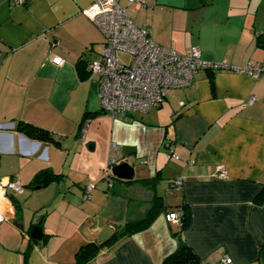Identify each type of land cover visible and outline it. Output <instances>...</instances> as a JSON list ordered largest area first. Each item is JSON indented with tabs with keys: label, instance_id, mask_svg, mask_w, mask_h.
<instances>
[{
	"label": "crops",
	"instance_id": "obj_1",
	"mask_svg": "<svg viewBox=\"0 0 264 264\" xmlns=\"http://www.w3.org/2000/svg\"><path fill=\"white\" fill-rule=\"evenodd\" d=\"M25 1L0 0V181L23 186L1 199L0 264H73L80 246L141 218L154 195L164 208L149 227L86 264H162L181 240L205 263L264 264V72L236 70L264 63V0H116L156 43L179 53L196 46L229 66L199 69L159 106L122 117L101 112L97 77L80 79L76 68L102 57L103 34L82 12L96 0ZM18 122L57 143L28 137ZM115 152L116 164L133 167L132 182L110 172ZM42 170L61 177L32 187ZM156 172L154 189L139 182ZM171 179L180 183L169 191ZM179 205L190 215L184 230L165 218ZM36 224L40 240L29 236Z\"/></svg>",
	"mask_w": 264,
	"mask_h": 264
},
{
	"label": "built area",
	"instance_id": "obj_2",
	"mask_svg": "<svg viewBox=\"0 0 264 264\" xmlns=\"http://www.w3.org/2000/svg\"><path fill=\"white\" fill-rule=\"evenodd\" d=\"M12 4L22 5L25 0H10ZM128 3L142 5L144 0H126ZM101 30L104 48L100 59L87 63L90 74L97 77L98 96L101 110L112 116H124L132 111L145 112L159 106L169 88L184 87L191 83L199 69H228L225 61H208L202 58L196 46L186 53H179L171 47L156 43L150 36L149 29L136 24L116 0H96L82 10ZM120 55H128L124 62ZM59 64L61 59L54 57ZM240 73L258 77L264 72V63L250 62L236 69ZM247 102H251V98ZM109 159V164H116L119 155ZM172 157H177L171 153ZM216 178H226L225 171L218 167ZM176 184L180 180H175ZM94 184L85 186V197L90 195ZM23 191L19 181L7 179L0 181V222L4 219L1 212V199L10 193ZM167 221L177 223V214L169 212ZM224 263H229L226 257Z\"/></svg>",
	"mask_w": 264,
	"mask_h": 264
},
{
	"label": "trees",
	"instance_id": "obj_3",
	"mask_svg": "<svg viewBox=\"0 0 264 264\" xmlns=\"http://www.w3.org/2000/svg\"><path fill=\"white\" fill-rule=\"evenodd\" d=\"M76 68L80 79H84L89 76L90 71L87 68L86 61L83 60L77 61ZM212 82L213 81L210 78L211 86H212ZM101 112L104 111L101 110ZM88 116H91V114L88 113L85 114L83 119ZM16 128L17 130L23 132L28 137L41 141L49 140L51 142L53 141L57 143L56 137H54L50 131L43 129L41 127H37L35 125L26 122H18ZM60 177L61 176L59 174H56L52 171L42 170L36 174V176L34 177L31 183V186L32 187L43 186L50 180H59ZM160 179H161L160 173L156 172L154 176L147 179H141L139 180V182L145 184L149 188L154 189ZM175 180L171 179L168 181L169 191H171V189L176 188V186L178 185L176 184ZM126 182H132V181L129 180ZM262 196H264V191H261L257 195L256 201L260 200ZM148 206H149L148 209L141 218L127 221L122 227L115 229L112 236L108 238L106 241L102 243L91 241L80 246L75 253V261L73 264H86L97 255V253L102 247L110 246L115 242V240H117L120 237L132 235L136 232H139L149 227V225L153 222L154 218L164 208L162 204V196L154 195L153 198L150 200ZM169 212H174L175 214H177V225L179 230H184L185 228L188 227L190 223V215L185 205L172 207L170 211H168L166 214H168ZM263 250H264V245H261L260 253H262ZM162 264H209V263L202 262L199 259V257L193 252V250L184 241L181 240L179 241L176 249L172 253L164 257Z\"/></svg>",
	"mask_w": 264,
	"mask_h": 264
},
{
	"label": "water",
	"instance_id": "obj_4",
	"mask_svg": "<svg viewBox=\"0 0 264 264\" xmlns=\"http://www.w3.org/2000/svg\"><path fill=\"white\" fill-rule=\"evenodd\" d=\"M110 172L114 177H117L119 179H124V180H131L133 178V167L128 164L127 162H120L117 164H114L110 168ZM18 223V224H17ZM15 224L19 226L20 228L22 227V223L19 221H16ZM114 229L110 227L109 225H106L100 233L97 235V242L102 243L106 241L108 238L112 236L114 233ZM42 227L39 224L33 225L30 229L29 236L30 238H33L35 240H40L42 238Z\"/></svg>",
	"mask_w": 264,
	"mask_h": 264
},
{
	"label": "rangeland",
	"instance_id": "obj_5",
	"mask_svg": "<svg viewBox=\"0 0 264 264\" xmlns=\"http://www.w3.org/2000/svg\"><path fill=\"white\" fill-rule=\"evenodd\" d=\"M120 59L124 62H127L129 60L128 55H120Z\"/></svg>",
	"mask_w": 264,
	"mask_h": 264
}]
</instances>
